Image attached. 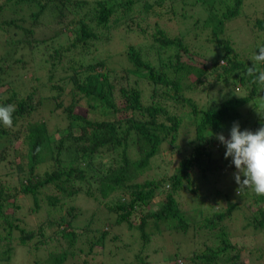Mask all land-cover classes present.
I'll return each mask as SVG.
<instances>
[{"label": "trees", "instance_id": "trees-1", "mask_svg": "<svg viewBox=\"0 0 264 264\" xmlns=\"http://www.w3.org/2000/svg\"><path fill=\"white\" fill-rule=\"evenodd\" d=\"M237 17L253 37L245 56L228 33ZM172 18L176 34L162 26ZM260 47L264 0H0V105L16 106L0 124V264L16 246L40 252L34 264H67L84 243L117 251L110 221L74 225L80 193L131 232L123 264H264V195L217 186L235 167L217 134L264 127V89L247 75ZM163 152L177 163L146 177Z\"/></svg>", "mask_w": 264, "mask_h": 264}, {"label": "rangeland", "instance_id": "rangeland-1", "mask_svg": "<svg viewBox=\"0 0 264 264\" xmlns=\"http://www.w3.org/2000/svg\"><path fill=\"white\" fill-rule=\"evenodd\" d=\"M249 7H247L245 9V11H249ZM256 8V6L254 5L252 9ZM162 26L169 32V34H176L178 30H180L182 28L181 24H179L177 22V19L172 18L169 21H163ZM246 25V21L245 18L243 17H237L234 18L232 20H230L227 24L228 27V33L230 30V33L232 35V38H234L235 44L237 46L241 45L242 49H243V55L245 56L247 50L249 49L250 45L253 43V37L250 33V29L249 27ZM138 37V36H137ZM116 40V39H115ZM134 36L131 37H126L125 41L123 43H118V41H113L112 45H113V49L112 52L113 54V59H122L123 55L119 54L118 52L123 50L125 48V46L128 43H133L134 42ZM138 41H141L140 39ZM111 44V43H110ZM240 47V46H239ZM247 49V50H246ZM35 67L33 66V64L30 63L29 66H26L24 68L21 69H15V70H11L10 74L11 76L14 75V73L16 72H20L21 74L23 73L24 69L25 71L28 72V75L31 73H33V69ZM235 91L238 93L241 91V89H237L235 88ZM218 89H215V91L212 92V94H210V103H212L215 100H219L220 98H223V95L219 94L218 95ZM202 96V95H201ZM197 98V96H195ZM203 98L198 99L200 101L201 104L206 103L205 101H207L205 99L204 96H202ZM259 99H257L255 101V103L258 102ZM252 104V103H250ZM203 106V105H202ZM246 110V109H244ZM185 111V110H183ZM48 113V112H47ZM182 113V111L180 112ZM42 116L44 117V119L46 120L47 115L46 112L42 113ZM186 115L184 116V119H186ZM50 121H52V119H50ZM49 125V126H48ZM48 129L50 131V133L54 131V127L53 124L49 123L47 124ZM233 126V125H232ZM232 126H230L227 130L222 131L219 134H223L225 136V138H230V130L232 128ZM244 130L247 129V127L243 128ZM243 130V131H244ZM242 131V130H241ZM52 132V133H53ZM192 135V132H189L188 134L185 135V133L178 139V142L180 143V145L182 146V150L184 148H187V152H189V147H185V145H183V143L185 141L189 140V137ZM56 137V136H55ZM162 155H160L159 157L156 156L152 159V168L151 170L146 174V177H150L152 174L155 175H162L163 173H165L166 171H171V168L177 163L178 161V156H171V154L169 153H161ZM158 157V158H157ZM232 158H229V161H231ZM163 161L165 162V164L163 163ZM171 165H168L170 164ZM160 165V166H159ZM238 170L229 165L228 167H226L223 170V175L224 178H221V181L218 182V187L220 186L222 189H226L227 192L230 193V195L232 196L231 193H234L235 188H238L239 185L236 183L235 181V177L234 174L237 172ZM243 175H241V179H243ZM193 179L195 180V182H198V177L197 174L193 176ZM215 180L219 179L218 177L214 178ZM193 180V182H194ZM167 187V186H166ZM252 192V191H251ZM188 193L184 192V196L183 199L188 200L187 197H189V195H187ZM233 197H238L240 199V197L242 198V196H233ZM70 203L74 206H76V208H78V217L76 218L74 225L79 228V229H83L84 227H86L87 225H89L91 220L97 221L98 225L97 227L99 228H103L104 224L106 223V221H110L109 223L111 224L110 228L108 229V232L110 234V236H116L119 237V239L115 242V245H120V247H118V250L116 251L114 244H112L111 241L107 242V244H105L104 246L101 245H96L95 247H93L92 251L89 252L88 250V244L84 243L82 244V247H80V251H79V255L75 258H72L70 261H68L67 264H123L124 261L121 260L123 259V257L131 260L134 253L138 251V248L136 247V244H134L132 242V237H131V232L128 231L125 227L123 226H117L114 225V219L115 216L113 214H110L101 204L93 201L92 199L88 198L87 196H85L84 194H78L76 196H73L70 199ZM185 203V202H183ZM187 205H184L183 208L184 210L187 209ZM155 209L154 207L152 208V210ZM30 218V219H29ZM27 223H29V226L32 225V223L34 222V218L31 215L29 217ZM33 218V219H32ZM197 219H199V216H197ZM239 219H237L234 222V226L233 229L239 226ZM237 230V229H236ZM128 241H131L132 246H127ZM43 257L42 254H40V252H37L33 257L29 256H25V252H24V248L22 246H16L15 247V251H14V255L12 257L11 263L10 264H34L35 261H41V258Z\"/></svg>", "mask_w": 264, "mask_h": 264}, {"label": "clouds", "instance_id": "clouds-1", "mask_svg": "<svg viewBox=\"0 0 264 264\" xmlns=\"http://www.w3.org/2000/svg\"><path fill=\"white\" fill-rule=\"evenodd\" d=\"M257 64H264V47L258 48L253 56V66L248 67L247 75L253 77L252 83L264 89V69L257 68ZM16 111L14 104L0 105V124L11 128L13 114ZM217 139L225 146V158H232V163L238 170L235 181L239 185L238 192L248 188L257 195H264V127L256 132L240 130L238 122H234L230 130V138L217 134ZM243 175V179H241Z\"/></svg>", "mask_w": 264, "mask_h": 264}]
</instances>
